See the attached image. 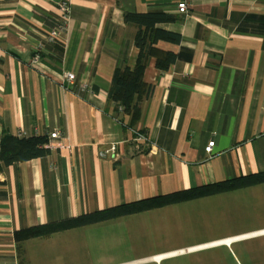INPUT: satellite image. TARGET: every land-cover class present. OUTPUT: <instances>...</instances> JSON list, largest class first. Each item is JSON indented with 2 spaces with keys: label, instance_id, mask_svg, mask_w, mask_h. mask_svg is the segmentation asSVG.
I'll return each instance as SVG.
<instances>
[{
  "label": "crops",
  "instance_id": "obj_1",
  "mask_svg": "<svg viewBox=\"0 0 264 264\" xmlns=\"http://www.w3.org/2000/svg\"><path fill=\"white\" fill-rule=\"evenodd\" d=\"M56 1L0 0V138L44 135L49 148L43 157L0 163V264H156L264 236L256 234L263 225L149 256H111L149 231L174 233L214 197L261 183L30 238L19 254L15 230L264 171V0H185L187 14L177 11L181 0H70L67 30L49 42ZM157 10L177 16L159 26L181 39L156 44L176 59L164 71L147 60L151 91L131 123L108 98L114 69L133 67L138 54L136 27L123 15ZM39 42L42 63L74 72V84L65 89L29 66ZM54 130L60 136L50 138ZM138 132L146 142L135 141ZM111 143L115 154L106 152ZM223 239L230 241L211 245ZM255 256L264 264V249Z\"/></svg>",
  "mask_w": 264,
  "mask_h": 264
},
{
  "label": "trees",
  "instance_id": "obj_2",
  "mask_svg": "<svg viewBox=\"0 0 264 264\" xmlns=\"http://www.w3.org/2000/svg\"><path fill=\"white\" fill-rule=\"evenodd\" d=\"M123 19L125 23L136 27L133 42L138 49V54L133 67L124 66L114 69L112 82L108 90V98L113 103L114 110L120 109L130 117L131 123H135L140 116L141 102L151 91V85L143 79L147 60L152 57L158 70H167L169 65L174 63L176 54L170 50L160 49L156 47V44L159 41L178 44L181 35L159 26L163 23L174 22L177 19L175 14L159 10L148 12L127 11L124 13ZM48 152V139L44 135L25 138L4 132L0 138L1 165L7 166L43 157ZM261 183H264V171L244 174L169 194L120 203L58 221L24 227L13 232V239L20 254L22 250L19 244L30 238L48 237L59 231L93 225L137 212Z\"/></svg>",
  "mask_w": 264,
  "mask_h": 264
},
{
  "label": "rangeland",
  "instance_id": "obj_3",
  "mask_svg": "<svg viewBox=\"0 0 264 264\" xmlns=\"http://www.w3.org/2000/svg\"><path fill=\"white\" fill-rule=\"evenodd\" d=\"M254 189L244 195L235 192L214 197L212 201H207L208 204L204 203L206 207H197L191 212L188 222L183 217L174 233L155 235V232L149 231L148 238L121 246L120 251L111 252V256L116 259L139 258L263 226L264 184ZM159 235H163V239ZM94 248L90 250L94 252ZM261 249H264V236L240 240L231 247L213 246L166 256L156 264H262L255 256ZM28 251L30 243H27Z\"/></svg>",
  "mask_w": 264,
  "mask_h": 264
},
{
  "label": "built area",
  "instance_id": "obj_4",
  "mask_svg": "<svg viewBox=\"0 0 264 264\" xmlns=\"http://www.w3.org/2000/svg\"><path fill=\"white\" fill-rule=\"evenodd\" d=\"M56 11L58 14V23L55 27L50 29L46 35L45 38L49 42L55 41L60 35L66 32L68 28V24L71 18V3L70 0H58L56 1ZM177 11L182 14H187V4L185 0H181L177 2ZM43 44L39 42L35 47V52L29 59V66L35 67L38 69V71L43 75L50 76L51 79L57 81L60 83V85L63 88H68L76 81V75L72 71L62 70L60 72H51L48 70V67H46L41 60V54L40 50L42 49ZM82 87L87 88L89 86V81L87 79L81 80ZM59 131L54 130L53 132L49 133L50 138H57L59 137ZM147 137L143 133H136L135 135V141L139 142H146ZM214 145V140H209L204 148L205 152L208 154L211 153L212 147ZM116 144L111 143L109 148L106 150V152L115 154Z\"/></svg>",
  "mask_w": 264,
  "mask_h": 264
},
{
  "label": "bare ground",
  "instance_id": "obj_5",
  "mask_svg": "<svg viewBox=\"0 0 264 264\" xmlns=\"http://www.w3.org/2000/svg\"><path fill=\"white\" fill-rule=\"evenodd\" d=\"M256 234H264V231H259L257 232ZM230 241V239H223L221 241H218V242H214L212 243L211 245H215V244H218V243H228ZM202 247H206L205 245L199 247V248H202Z\"/></svg>",
  "mask_w": 264,
  "mask_h": 264
}]
</instances>
